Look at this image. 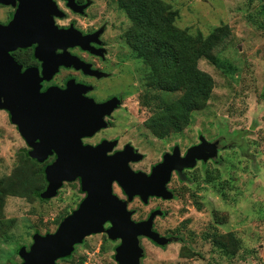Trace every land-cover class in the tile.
<instances>
[{
	"label": "rangeland",
	"instance_id": "rangeland-1",
	"mask_svg": "<svg viewBox=\"0 0 264 264\" xmlns=\"http://www.w3.org/2000/svg\"><path fill=\"white\" fill-rule=\"evenodd\" d=\"M90 1L78 27L103 32L106 69L112 72L98 83L96 95L123 97L107 119L111 127L92 142L106 138L118 139L120 146L130 144L143 156L130 167L148 172L172 148L184 152L201 137L212 142L222 138L215 160L198 163L186 182L174 179L169 184L173 200H151L148 206L138 199L128 203L129 210H135L134 221H141L151 210L163 211V217L154 221V230L177 237L164 247L142 239V264H264V0H164L178 12L175 26L191 34L207 36L216 27L229 26L230 35L214 53L233 66L229 71L227 64L221 71L207 61L199 62V68L214 79L212 99L192 114L187 128L164 139L146 127L151 112L141 104L145 66L130 57L129 20L116 0ZM7 11L3 16L0 12V19ZM27 148L8 114L0 111V219L9 226L0 239V264H22L20 248L29 249L37 233H54L85 197L76 180L64 183L54 198L41 199L38 192L45 190L47 182L40 170L52 159L39 163ZM113 193L127 199L117 184ZM211 236L221 238L230 253L215 246ZM232 240L236 248L230 246ZM118 244L105 232L93 234L76 246L71 259L57 264H117Z\"/></svg>",
	"mask_w": 264,
	"mask_h": 264
},
{
	"label": "water",
	"instance_id": "water-1",
	"mask_svg": "<svg viewBox=\"0 0 264 264\" xmlns=\"http://www.w3.org/2000/svg\"><path fill=\"white\" fill-rule=\"evenodd\" d=\"M16 1L19 5L10 22L0 25V110L9 113L11 123L31 147L33 159L43 163L56 155L55 160L45 167L47 187L41 192V199L54 198L65 182L76 180L80 181V189L86 195L54 233H37L29 249L20 248L22 264H57L70 257L85 238L104 232L110 240L120 241L115 254L118 264H141L145 255L141 238L160 247L172 239L153 229V221L160 211L152 213L147 220L135 222L133 212L128 211V202L134 197H139L143 203H147L150 197L172 199L173 193L167 188L171 173L176 171L184 180V169L193 168L197 161L215 160L222 138L208 142L201 137V143L191 147L184 157L175 148L149 175L130 168V163L143 158L130 146L108 155L116 147V141L104 140L97 146L84 145L82 139L106 128L105 117L111 115L121 101L114 98L96 103L83 97L88 88L79 85L70 88L68 84L66 90L52 88L45 93H40L39 82L29 86L26 80L29 72H21L11 52L36 43L37 55H52L56 49L66 50L74 46L89 50V37L73 28L59 29L54 24L53 16H62L54 0H0V4L15 5ZM67 1L75 10L74 0ZM101 33V30L96 32L95 37ZM59 63L84 68L69 55ZM55 73L56 69L50 71L47 79ZM114 184L121 188L128 200L113 193ZM107 223L109 227L106 229Z\"/></svg>",
	"mask_w": 264,
	"mask_h": 264
},
{
	"label": "trees",
	"instance_id": "trees-1",
	"mask_svg": "<svg viewBox=\"0 0 264 264\" xmlns=\"http://www.w3.org/2000/svg\"><path fill=\"white\" fill-rule=\"evenodd\" d=\"M116 3L130 22L126 32L130 57L145 66L141 78L145 82V95L141 104L151 112L146 127L159 139L182 132L190 125L192 114L204 109L213 96L214 79L199 68V62L207 61L221 71L228 64L214 49L230 35L229 26L216 27L207 36L191 34L175 26L178 12L164 0H116ZM228 69L233 66L228 64ZM40 172L46 181L44 168ZM38 194L40 197L41 192ZM2 205L0 192V211ZM8 227L0 219V239ZM220 239L211 236L213 244L225 248L229 254L230 247L223 246ZM232 244L236 248L234 240ZM71 258L72 255L62 260Z\"/></svg>",
	"mask_w": 264,
	"mask_h": 264
},
{
	"label": "flooded vegetation",
	"instance_id": "flooded-vegetation-1",
	"mask_svg": "<svg viewBox=\"0 0 264 264\" xmlns=\"http://www.w3.org/2000/svg\"><path fill=\"white\" fill-rule=\"evenodd\" d=\"M54 2L56 3V5L60 11L59 14L60 15L62 14V16H58V15L53 16L54 24L59 29L67 30L69 28H73L74 30L79 31L83 36L89 37V41H88L89 42L88 43L89 50H84L81 46H74V47H69L66 50L56 49V51L52 55H45V54L37 55L36 54V48L38 46L37 43L33 44L32 46H30L28 48L16 49L15 51L11 52L10 55L12 56L13 60L16 62L17 66L20 67V70L22 73L29 72V74L26 78L27 84L29 86H34L35 84H37L39 82L38 84H39L40 93H45L46 91H48L49 89H52V88H57L59 90H66L68 87V84H70V88H72V87L75 88L77 85H79V86H83V87L88 88L86 92L84 91L83 97L88 98V99H93L96 103H104V102H107V101L114 99V98H118L122 102L123 97L121 94H118V95L111 94L105 98H101L102 96H99L98 93L96 95L98 83L103 81V80L108 79L109 77H111L112 72L108 71L106 69L108 66L107 62H106V58H105L106 51L103 48V45L101 44L102 43L101 34L103 32L98 37H95V33L99 31V30H97V28H95V29L89 28V30L84 31L78 27L77 21L80 18L85 16V12L92 5V1H90V0H74L75 10L72 9L71 7H69L67 0H54ZM18 5H19V1H16L15 5L0 4V12H2L1 13L2 16L4 15L3 14L4 10L8 9V11L5 12L6 13L5 18L0 19V25H7L10 22L11 17L13 15V13L15 12ZM66 54L77 59V61L82 63L84 68L77 69L74 65H72V66L60 65L59 60L64 58V57L66 58L67 57ZM62 55H65V56H62ZM55 69H56V73L50 79H47V77L49 76V72L52 70H55ZM120 105H121V103H120ZM120 105L114 111H116L120 107ZM0 111H4V110H0ZM5 112L9 116V113L7 111H5ZM113 112L108 117H105V121L107 123L106 128L101 129L100 131L95 133L94 136H92V137L82 139V143L84 145L97 146L102 141L107 140L106 138H101L98 142H92V140H94L98 134H100L101 132H103V131H105L111 127V124L107 119H109V117L112 116ZM9 119H10V116H9ZM16 129L18 131L17 127H16ZM108 141H116L117 142L116 147L113 149L112 152H109L108 155H113L116 152L123 151L125 149V147H127V146L132 147L130 144L120 146V141L118 139L108 140ZM212 141L210 140L208 142H212ZM25 143L28 147L27 152H28V154H30L32 149L27 144L26 141H25ZM200 143L201 142H200V138H199V142L192 145L191 147L197 146ZM225 146H226V142H225ZM132 148H133V150L136 151V153H138V151L134 147H132ZM190 148H187L184 152H182L179 149L180 156L184 157ZM174 149L175 148L171 149V151H170L171 154L174 152ZM166 154L167 153L162 155L161 160L157 164H159L163 161L164 156ZM50 158L52 160L48 164H46V166L51 164L55 160L56 155L53 154L52 156L48 157V159L45 162H47ZM198 163H204V162L197 161L196 165ZM132 164H135V163L132 162ZM157 164L152 166L148 172H143L140 170L135 171L131 167L130 168L134 172H143L146 175H149L151 173L152 169ZM196 165L191 169H184L182 171L183 177L185 178L184 180H182L180 178L179 174L176 171H173L171 173V179L167 185V188H168L169 184H171L172 181H174V179H177L180 183L186 182L189 172L191 170H193L196 167ZM45 167H44V170H45ZM65 183H67V182H65ZM79 183H80V181H79ZM172 193H173V197H174V191H172ZM123 195L126 196L124 193H123ZM134 199H138L142 202V200L139 197H134L133 200ZM126 200H128V198ZM133 200L131 202H133ZM151 200L170 201V200H173V198L170 200H164L162 198L150 197V198H148L147 203H143V202L142 203L145 206H148V204ZM128 211H132L133 216L135 215V212H134L135 210H129V208H128ZM156 211H160V214L157 215L155 217V219L157 217H161V216L163 217L164 212L156 209V210L149 211L148 214L146 215V217L144 219H142L141 221L147 220L150 217V215ZM133 216H132V220H133ZM155 219H154V221H155ZM154 221H153V229H154ZM135 222H140V221H135ZM106 225L109 227L108 223ZM108 227H106V229ZM163 237L171 238L172 241L177 240L176 236H163ZM142 239H146V238H141V240ZM147 240H149V239H147ZM114 242H116V241H114ZM118 242L120 244L119 240H118ZM150 242H152V241H150ZM119 244L115 247V254H116V248L119 246ZM153 244H155V243H153ZM114 258H115V255H114ZM142 260H141V264H142Z\"/></svg>",
	"mask_w": 264,
	"mask_h": 264
}]
</instances>
